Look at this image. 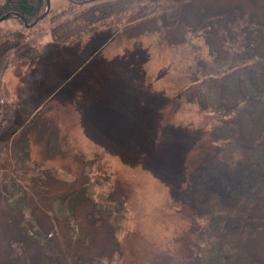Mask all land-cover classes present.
Returning a JSON list of instances; mask_svg holds the SVG:
<instances>
[{"label":"rangeland","instance_id":"rangeland-1","mask_svg":"<svg viewBox=\"0 0 264 264\" xmlns=\"http://www.w3.org/2000/svg\"><path fill=\"white\" fill-rule=\"evenodd\" d=\"M66 3L51 0V8ZM222 6L264 22V0H190L176 22L112 20L73 44L46 33L30 61L11 60L0 70L8 119L19 121L22 109L34 103L49 121L39 116L28 128L29 172L19 175L16 186L0 175V263L10 262L16 243L36 264H76L91 257L102 264H195L192 237L201 221L194 222L186 192L191 173L214 150L215 119L185 101L180 90L202 78L213 48L217 54L227 51L217 37V47H211L207 29L194 33L201 7ZM49 23L45 17L30 32ZM256 48L264 50V44ZM241 49L245 44L236 50ZM225 94L232 102V91ZM239 120L243 142L253 143L264 121L247 110ZM2 124L8 125L6 119ZM221 173L220 182H230L219 183L227 191L244 180L237 162ZM95 203L119 216L124 206L120 228L97 221L91 215ZM255 216L248 248L264 262V202Z\"/></svg>","mask_w":264,"mask_h":264},{"label":"trees","instance_id":"trees-1","mask_svg":"<svg viewBox=\"0 0 264 264\" xmlns=\"http://www.w3.org/2000/svg\"><path fill=\"white\" fill-rule=\"evenodd\" d=\"M66 1V4L49 9L45 17L50 23L45 28L30 32L36 24L26 27L21 17L28 23L32 22L46 9V1L0 0V17L8 12L19 14L0 22L1 71L11 60L30 61L39 51L41 37L46 33H50L53 41L73 44L82 42L81 38L86 33L112 20H121V25L131 23L135 17L176 22L183 17L190 0ZM62 5L66 8L60 9ZM238 10L227 6L216 10L201 7L194 33L207 29L211 47H217L214 41L217 37L220 39L219 47L227 51L217 54L213 48L211 63L203 68L202 78H194L187 88L180 90L185 101L198 103L215 119L211 129L214 150L191 173L186 192L194 222L201 221L200 228L195 227L192 237L193 253L190 258L195 260V264H264L248 248L249 240L257 229L255 210L264 202V128L253 143L246 144L239 120L240 113L247 110L255 119L264 121V50L256 48L264 44V22L247 16L243 9L242 15L235 16V13H240ZM3 22L22 26L3 28ZM26 30L29 34L25 33ZM244 44L245 50L244 47L236 50ZM229 58L230 63L223 69L222 63ZM226 89L232 91V102L226 98ZM23 101L18 100L17 103ZM6 106L8 104L0 98V175L3 181L9 179L16 186L19 175L30 170L27 166V161H31L28 128L39 116H44L45 110L34 103L28 104V109H22L19 121L14 109L16 121H11L8 119L10 110ZM29 112L33 115L29 116ZM4 119L8 125L3 126ZM43 120L49 123L48 118ZM235 162L240 164L244 180L227 191L220 187L230 183L229 180L220 182L223 178L221 169L233 166ZM121 210V216L113 215L109 208L95 203L91 215L94 214L99 219L97 221L110 220L117 230L125 220L123 211L127 212L124 206ZM9 255L10 262L0 264H36L26 255L21 244H11ZM76 264L102 262L99 257L77 258Z\"/></svg>","mask_w":264,"mask_h":264},{"label":"water","instance_id":"water-1","mask_svg":"<svg viewBox=\"0 0 264 264\" xmlns=\"http://www.w3.org/2000/svg\"><path fill=\"white\" fill-rule=\"evenodd\" d=\"M46 1V9L45 11L40 14L38 17H36L32 22L28 23L26 19H24L23 17H21L23 19V22H24V25L26 27H31V26H34L35 24H37L39 21H41L48 13L49 9L51 8V0H45ZM19 16V14L17 12H8L4 15H2L0 17V22L3 21L4 19L6 18H9L11 16Z\"/></svg>","mask_w":264,"mask_h":264}]
</instances>
